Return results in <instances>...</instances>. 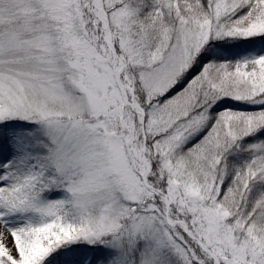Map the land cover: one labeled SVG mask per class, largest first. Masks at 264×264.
<instances>
[{
    "label": "snow or ice",
    "instance_id": "obj_1",
    "mask_svg": "<svg viewBox=\"0 0 264 264\" xmlns=\"http://www.w3.org/2000/svg\"><path fill=\"white\" fill-rule=\"evenodd\" d=\"M0 264H264V0H0Z\"/></svg>",
    "mask_w": 264,
    "mask_h": 264
}]
</instances>
